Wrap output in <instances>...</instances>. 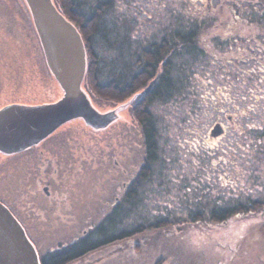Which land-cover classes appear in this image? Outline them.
Masks as SVG:
<instances>
[{
  "label": "rangeland",
  "instance_id": "obj_1",
  "mask_svg": "<svg viewBox=\"0 0 264 264\" xmlns=\"http://www.w3.org/2000/svg\"><path fill=\"white\" fill-rule=\"evenodd\" d=\"M209 3L115 0L102 15L103 32L128 35L138 47L159 40L180 15L186 24V13L207 16L199 35L205 58L193 63L196 68L183 92L153 105L162 160L144 199L151 211L173 209L188 216L200 201L202 207V202L212 206L264 199V23L258 15L257 21L250 16V0ZM26 6L24 0H0V108L53 102L63 94L55 78L42 70L44 52ZM104 45L105 39L97 42L100 53L114 56ZM138 97L93 100L100 111L115 109L119 114L105 129L75 119L53 135L61 141L56 153L66 176L52 195H63V208L74 209L56 212L62 199L44 198L51 211L32 229L41 252L81 236L121 195L124 181L136 176L145 152ZM216 121L224 123L226 133L207 142ZM129 216L126 223L133 221ZM68 264H264V206L225 223L205 219L148 230Z\"/></svg>",
  "mask_w": 264,
  "mask_h": 264
},
{
  "label": "trees",
  "instance_id": "obj_2",
  "mask_svg": "<svg viewBox=\"0 0 264 264\" xmlns=\"http://www.w3.org/2000/svg\"><path fill=\"white\" fill-rule=\"evenodd\" d=\"M114 1L54 0L59 10L78 27L84 38L88 57L84 89L89 97L98 101L106 99L113 102H125L131 98L133 100L136 94L140 95L139 92L155 75V69H157L155 65L167 56L168 46H170L166 42L167 37L172 39L174 50L169 58L170 63L165 65L162 79L154 88L153 93L156 97L161 98L158 102L162 103L168 100L167 91L169 89H171L173 97L179 95L188 83L186 79L188 74L196 68L193 63L205 58L206 52L199 42V35L203 25H206L205 23L208 21L190 18L189 24H186L180 15L181 18L178 17L171 28L167 27L162 42L151 43L146 48L138 47L129 39L128 35L117 37L114 33L108 35L101 30L103 26L102 15L110 9ZM181 14H184L183 11ZM189 14L186 13L185 16L189 17ZM99 34L102 36L100 37ZM98 39L100 41L105 39L108 51L114 53V56H103L100 53L97 48V42H100L97 41ZM41 60L44 65L42 70L50 78L51 72L44 55L41 56ZM168 64L172 66V69ZM151 102L152 100L147 104L145 103L144 108L141 106V111L138 114L142 126L145 152L141 174L138 175L136 182L131 187L133 198L124 205L120 204L117 212H112L104 219H100L99 224L88 229L73 245L43 257L44 264H67L90 251L133 238L148 230L174 227V225L187 222L199 223L205 219L208 222L225 223L235 215L249 214L264 206V199H249L244 202L237 200L236 203L232 204L215 203L212 206H207L206 202H202V207H200V201L197 207L199 209L194 212L191 211L188 216H183L176 211L173 212V209H164L160 213L146 209L148 206L144 205V199L149 193L146 191L153 186L158 165L162 160L159 144V117L154 113V104ZM135 196L138 199L140 197L138 203H141L137 210L132 209ZM129 215L134 216L133 221L126 223V219H130Z\"/></svg>",
  "mask_w": 264,
  "mask_h": 264
},
{
  "label": "water",
  "instance_id": "obj_3",
  "mask_svg": "<svg viewBox=\"0 0 264 264\" xmlns=\"http://www.w3.org/2000/svg\"><path fill=\"white\" fill-rule=\"evenodd\" d=\"M46 64L63 94L53 102L10 103L0 108V151L20 152L38 144L62 125L82 119L95 130L117 120V110L100 111L84 89L88 57L78 27L54 0H24ZM150 83L146 91L152 86ZM221 124L213 131L221 133ZM0 264H41L35 246L13 213L0 202Z\"/></svg>",
  "mask_w": 264,
  "mask_h": 264
},
{
  "label": "flooded vegetation",
  "instance_id": "obj_4",
  "mask_svg": "<svg viewBox=\"0 0 264 264\" xmlns=\"http://www.w3.org/2000/svg\"><path fill=\"white\" fill-rule=\"evenodd\" d=\"M212 4V0L211 3ZM250 6H252L250 11V16H253V20L257 21L256 15H258V18L264 23V0H250ZM190 18H198V19H206L207 16H198L194 17L189 16ZM235 21V19H234ZM264 32V24L262 27ZM259 29V28H257ZM165 36H160L159 40L151 41L152 44L160 43L164 40ZM170 46H168V53L166 58L162 59L161 62L155 65L157 69H155V75L148 81L147 85L143 87L142 91L140 92V95L137 100L138 110L137 112L141 111L139 107L143 106L144 104L151 102V104L158 102L159 99L156 97V95L153 93L154 88L159 84L160 80L162 79V73L165 65L167 63H170V55L172 56L174 45L172 39L170 37H167L166 41ZM149 44L145 46H142L143 48H146ZM201 44V43H200ZM202 45V44H201ZM163 46V45H162ZM203 46V45H202ZM204 51L206 52L205 47L203 46ZM207 53V52H206ZM170 66V69H172V66ZM189 74L186 78L187 81L189 80ZM153 81L152 86L146 91L150 83ZM171 94V89L167 91V101L172 100L173 96ZM136 96H138L136 94ZM142 104V105H141ZM145 104V105H146ZM232 115H228V118L231 119ZM217 122V121H216ZM140 123V120H139ZM221 124V127L219 130L222 131V133L219 135L216 133L217 130L209 131L208 135H206V141L214 140L215 138L218 139L221 135H224L226 133V127L223 126L224 123L217 122ZM216 123V124H217ZM57 131V130H56ZM54 133H52L50 136L39 142L38 144H35L33 146H30L20 152L7 154L0 151V202H2L17 218V220L20 222L22 227L24 228L28 238L32 242V244L35 246L38 256L40 258L41 264L43 263V257H47L49 254L56 253L60 250H62L64 247H68L76 243L82 235H84L88 229L93 228L98 223L95 222L93 224H90L87 228L84 229V232L82 235L78 238H75L71 241H67L64 243L58 244L54 248H50L44 252H41V250L38 247V243L36 239L33 237L32 229L38 228L39 221L42 219V215L45 214L47 211H51L50 209L47 210V204L44 198H59L62 199L61 203L56 209H52V211L55 212H61L63 209L71 207V205H68V207L63 208V195H52L53 194V188L55 187V191L58 192L59 188L63 186L64 183V175L62 172H60L59 168L61 169V163L62 159L60 158L61 154L58 155L56 153L57 148L59 147L61 141L60 138L56 139L55 136H53ZM140 132L143 135L142 132V126L140 124ZM53 136V137H52ZM57 141H56V140ZM67 160V159H65ZM64 160V162H65ZM61 161V163H60ZM143 162L140 165V168L134 178L131 180H125L122 185L121 195H117L115 197V201L111 203V206L106 209L104 212H102L103 216L101 219H104L105 216L107 217L112 212H117V210L121 205H124L130 201V199L133 198V194L131 193V187L134 185V183L137 180L138 175L141 174ZM69 181V180H67ZM70 193H73L74 191L71 187ZM76 197V196H75ZM72 198L69 201V203H72ZM77 198V197H76ZM79 199V197H78ZM77 199V200H78ZM140 199V197H139ZM139 199L137 196H135L134 206L132 209L137 210L138 207L141 206V203L139 204ZM79 203V200L77 201ZM74 209V208H70ZM91 252V251H90ZM89 253V252H88ZM86 255V254H85ZM84 255V256H85ZM83 257V256H82ZM81 258V257H80ZM78 259V258H77ZM74 259V260H77ZM73 261V260H71ZM70 261V262H71ZM68 262V263H70ZM67 263V264H68Z\"/></svg>",
  "mask_w": 264,
  "mask_h": 264
}]
</instances>
